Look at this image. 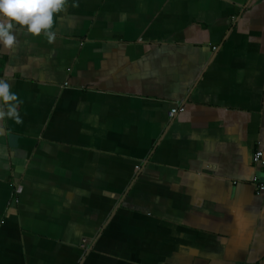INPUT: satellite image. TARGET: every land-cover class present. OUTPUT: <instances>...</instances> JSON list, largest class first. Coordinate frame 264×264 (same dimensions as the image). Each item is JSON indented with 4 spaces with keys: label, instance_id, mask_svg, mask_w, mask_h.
Wrapping results in <instances>:
<instances>
[{
    "label": "crops",
    "instance_id": "crops-1",
    "mask_svg": "<svg viewBox=\"0 0 264 264\" xmlns=\"http://www.w3.org/2000/svg\"><path fill=\"white\" fill-rule=\"evenodd\" d=\"M53 30L0 44V264H264V0H68Z\"/></svg>",
    "mask_w": 264,
    "mask_h": 264
},
{
    "label": "clouds",
    "instance_id": "clouds-1",
    "mask_svg": "<svg viewBox=\"0 0 264 264\" xmlns=\"http://www.w3.org/2000/svg\"><path fill=\"white\" fill-rule=\"evenodd\" d=\"M67 5L68 0H0V44L14 50L18 44L16 33L21 31L32 37L43 36L54 43L56 16L66 11ZM20 103L10 83L0 79V121L12 119L17 124L22 123Z\"/></svg>",
    "mask_w": 264,
    "mask_h": 264
},
{
    "label": "built area",
    "instance_id": "built-area-1",
    "mask_svg": "<svg viewBox=\"0 0 264 264\" xmlns=\"http://www.w3.org/2000/svg\"><path fill=\"white\" fill-rule=\"evenodd\" d=\"M180 111H182L181 108L173 109V110H171L170 115L173 116L174 114H176L177 112H180ZM252 160L254 163H260L264 167V156H263L262 152L256 151L253 154ZM255 186L259 192L264 194V179H263V181H259L258 183H256Z\"/></svg>",
    "mask_w": 264,
    "mask_h": 264
}]
</instances>
